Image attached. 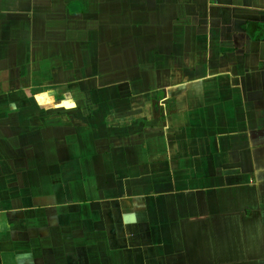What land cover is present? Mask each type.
I'll return each instance as SVG.
<instances>
[{
	"label": "crops",
	"instance_id": "obj_1",
	"mask_svg": "<svg viewBox=\"0 0 264 264\" xmlns=\"http://www.w3.org/2000/svg\"><path fill=\"white\" fill-rule=\"evenodd\" d=\"M0 264H264V0H0Z\"/></svg>",
	"mask_w": 264,
	"mask_h": 264
}]
</instances>
